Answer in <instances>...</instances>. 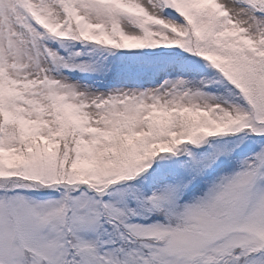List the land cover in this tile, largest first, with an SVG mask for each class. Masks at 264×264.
<instances>
[{"label":"snow or ice","instance_id":"6c2138e0","mask_svg":"<svg viewBox=\"0 0 264 264\" xmlns=\"http://www.w3.org/2000/svg\"><path fill=\"white\" fill-rule=\"evenodd\" d=\"M0 264H264V0H0Z\"/></svg>","mask_w":264,"mask_h":264}]
</instances>
